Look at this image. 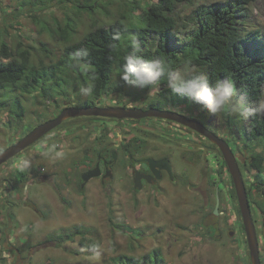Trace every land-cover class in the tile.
I'll return each mask as SVG.
<instances>
[{"label": "rangeland", "instance_id": "374dc122", "mask_svg": "<svg viewBox=\"0 0 264 264\" xmlns=\"http://www.w3.org/2000/svg\"><path fill=\"white\" fill-rule=\"evenodd\" d=\"M32 1L42 0H0V34L12 47L20 42L22 47L30 49L33 62L43 59L50 67L61 58L64 45L75 41L77 30L81 36L99 23L108 24L121 13H128L133 1L139 2L133 10L136 21L146 7L159 0H99L97 11L92 13L83 7L82 1L54 0L39 3L42 5ZM212 1L215 0H191L177 5L180 26L172 33V46L177 47L198 26L190 19L197 6ZM248 14L240 27L261 30L260 37L248 44L264 47V0L253 2ZM66 27L69 35L62 34L61 30ZM46 81V93L38 87L22 96L26 114L20 122H15L9 108L0 109V153L18 141L25 130L57 116L65 106H85L91 100L99 106L135 105L137 108L153 98L162 99L160 92L167 87L159 82L154 88L145 89L127 82L121 85L122 80L115 73L109 96L95 98L83 72L71 66H64L54 77L50 74L44 78ZM163 96L164 102L152 104L156 107L178 105L185 114L198 118L226 138L238 157L243 156L247 161L254 153L264 156V143L248 138L252 115L246 119L239 113L223 112L214 116L192 102L189 106L179 103L173 94L171 100L170 92H164ZM255 106L246 104L243 111ZM154 124L158 125L151 127V132L137 121L70 117L0 167V188L8 190L15 184V175L20 169L39 175L27 189L23 186L28 179L25 178L18 186V194H9V243L23 248L25 256L31 253L26 264H115L113 257L119 254L141 256L158 247L166 264H253L232 175L218 145L200 134H189L192 130L179 124L165 120H155ZM96 137L98 142L94 141ZM134 137L135 142L144 140V145L138 146L139 158L154 152L145 150L146 138H149L150 146L162 149L159 154H170L174 169L182 174L183 180L166 179L160 193L147 189L133 193L128 152L117 149L119 157L114 163V177L108 181L111 186L94 178L81 191L80 174L88 167V161L95 159L96 150L114 138H121L130 146ZM187 147H194L196 157L188 165L182 159ZM239 161L247 188L256 200L255 213L253 209L252 212L264 264V183L256 184L258 171L242 166ZM217 195L220 204L219 213L215 214ZM75 224L87 229L85 245L80 243V236L62 245L42 243L50 233ZM212 226L217 228L215 233H211ZM94 242L98 243L95 248L91 246Z\"/></svg>", "mask_w": 264, "mask_h": 264}, {"label": "trees", "instance_id": "16d2710c", "mask_svg": "<svg viewBox=\"0 0 264 264\" xmlns=\"http://www.w3.org/2000/svg\"><path fill=\"white\" fill-rule=\"evenodd\" d=\"M53 1H32V4L42 5ZM74 1H82L83 7L92 10L91 13L97 11L96 1L99 0ZM184 1L191 0L152 2L136 21L133 19V10L139 2L133 1L128 13H121L108 24L99 23L81 36L77 30L75 41L64 45L61 58L50 67L46 66L43 59L33 62L30 49L22 47L20 42L12 47L0 34V109L9 108L16 123L23 120L26 106L22 96L31 94L38 87H42V93H46L47 81L44 82V78H48L50 74L54 77L64 66H71L83 72L92 97L109 96L112 92L110 84L113 75H119L124 56L135 44L139 45V55L144 59L157 58L163 62L165 75L159 80L163 86H167L169 71L179 70L186 63H190L197 73L207 76L210 83L216 80H231L238 96L250 107L254 106L257 100L264 99V47L248 44L249 41L253 43L260 37L261 30L240 27L249 15L250 5L256 0H215L198 5L190 17L198 26L187 33L176 47L171 44L172 33L180 26L176 7ZM67 28L61 30L62 34H70ZM80 65L84 67L81 69ZM60 79L59 76L57 81L60 82ZM125 83L122 80L119 84ZM164 92L169 93L170 90L164 88L160 92L162 101L155 102H164ZM173 97L178 98L182 104L188 105L191 102L181 94H173ZM85 103L95 104L91 100ZM250 127L248 138L264 143V115H252ZM242 163V166L258 171L256 184L264 183L263 154L254 153ZM233 191L237 196L235 186ZM248 194L255 213L256 200L252 198L249 188ZM238 209L241 215L240 207ZM86 230L77 224L64 227L50 233L42 243L55 242L62 245L66 241H75L77 236H80V243L85 245ZM215 232L216 227L212 226L211 233ZM93 244L97 246L98 243ZM113 261L115 264H166L160 247L141 256L119 254L113 257Z\"/></svg>", "mask_w": 264, "mask_h": 264}, {"label": "water", "instance_id": "95a60500", "mask_svg": "<svg viewBox=\"0 0 264 264\" xmlns=\"http://www.w3.org/2000/svg\"><path fill=\"white\" fill-rule=\"evenodd\" d=\"M77 116H98V117H109V118H119V119H126V118L141 119L144 117H161L188 126L199 132L204 137L218 144L225 158V161L228 165L230 173L232 175V179L235 186L239 207L243 219V225L247 237V243L253 260V264H263L261 258L260 242H259V235L257 231L256 221L253 216L247 185L239 161L241 160V162H245V159L243 156H239V157L236 156L230 143L226 138L217 134L214 130H212L204 122H202L197 118H191L181 112L162 109L158 107H151L148 109H144L142 107L135 108V107H126V106L69 105L64 107L57 116L38 124L33 129H31L26 135H24L18 141H16L7 149L2 151L0 153V165L4 164L11 158L15 157L20 152L24 151L26 148H28L29 146L37 142L39 139H41L44 135L48 134L49 132L60 126L65 119L70 117H77ZM149 162L151 164V168L154 169V171L156 166L161 168L165 167L168 169L171 177L172 178L174 177L172 165L169 159L155 161L154 159L151 158L149 159ZM101 174H102V170L100 168V164L98 163L94 168L82 174L83 185H85L91 178L100 176ZM108 176L113 177V173L109 169H107V172L105 174V177ZM141 178H142V174L139 171H136V175H135L136 187H141ZM219 204H220V198L218 197L214 209L215 214L219 213L218 211ZM263 226H264V221H263ZM230 234H233V231H231Z\"/></svg>", "mask_w": 264, "mask_h": 264}, {"label": "flooded vegetation", "instance_id": "af4514ba", "mask_svg": "<svg viewBox=\"0 0 264 264\" xmlns=\"http://www.w3.org/2000/svg\"><path fill=\"white\" fill-rule=\"evenodd\" d=\"M157 100L162 101L161 99L153 98V100L151 102H149L148 104H145L144 106H137V108L142 107L144 109H148L151 107H156V106H152V103H154V101H157ZM172 105L173 104H165V107H158V108L167 109V110H174V111H178V112L185 114L181 110V108L178 107V105L177 106H175V105L172 106ZM126 107H128V106H126ZM60 112H61V110L59 111V113ZM186 115L191 117V118H196V117L190 116L188 114H186ZM77 117H98V116H77ZM102 118H104V117H102ZM112 119L137 121L138 123L142 124L143 128L145 127L147 129V131H151V132L153 131V130H151V127H156L158 125V124H154L155 120H165V121H168L171 123L179 124L180 126H183L185 128L192 130L191 132H189V134L191 133L195 136L197 134L198 135L200 134L199 132H197L196 130H194L188 126H185V125L180 124L178 122H175L173 120L165 119V118H161V117H144L141 119H133V118H126V119L112 118ZM27 133H25L24 135H26ZM46 135H44V136H46ZM41 139H39V140H41ZM94 139H95L94 141H97V142L99 141L98 137H96ZM146 139H147V141L145 142V150L150 149L154 152L149 153L145 156H140V158L138 157V153L140 152L141 148H139L138 146L142 147L144 145L142 143L144 140L138 139V142H135L136 137H134L132 139L133 143H129L130 146H126L125 142L121 138L119 140H115V138H114L111 141H109V140L106 141L103 144L104 146H100L97 149L98 153L96 154L95 159L93 161L87 160L89 162V164H87L88 167L86 168V170L83 171V173L87 172L88 170L94 168L99 163L100 168L102 170V174L100 176L91 178L85 185H83V179H82L83 173L81 172L82 174H80V178H79L81 191H84V189L86 188L88 183L94 178L100 179L101 183L103 185H110V183L108 181L114 177V163L118 160V157H119V153H118L117 149H120L121 151L124 150V151L128 152L127 153V156L129 159V165L128 166L132 170V191H133V193H135V192L137 193V192H140V191H143L146 189L150 190L152 192H155V193H160L161 188H162V183L164 181H166V179H169L171 181H177L178 179L183 180L182 174L177 173L176 170L174 169V161H173V158L170 156V154H168V153H160L159 154L158 151H161L162 149L158 150V148H155L156 145L150 146L151 145L150 139L149 138H146ZM37 142H35L34 144H36ZM134 144H136V145H134ZM93 147H94V145H93ZM192 148L194 149V147H192ZM192 148L187 147L184 149V152L186 153V155L185 154L182 155V159L186 165L193 162L196 158L195 152L192 150ZM88 149H89V147H88ZM90 149H92V148H90ZM24 151H22V152H24ZM22 152H20L19 154H21ZM18 155H16L15 157H17ZM115 155H116V157H115ZM15 157H13V158H15ZM13 158H11V159H13ZM151 158L154 159L155 161H161L164 159H169L170 163L172 165L174 177L173 178L171 177L168 169L165 167L161 168V167L156 166L155 171H154V169L151 168V164L149 162V159H151ZM2 165H0V167ZM107 169L111 170V172L113 173V177H109V176L105 177ZM136 171H139L142 174L141 187H136V185H135ZM38 176L39 175H37L36 173H30V174L27 173L26 169H20L17 171V173L15 175V179H16L15 184L12 185L9 190L7 189V187L4 188L3 186L0 188V241H1L0 242V263L1 264H9L8 263L9 261L7 259L9 254H4V252H10L11 253L9 255L11 257V264H26L28 262V260L30 259L31 253H29V255L25 256L24 252H23V248H20L18 246H15V245L9 243V229L11 228L9 225L10 224V221H9L10 216L8 215V213L10 212L9 211V207H10L9 206V194L10 193L18 194V190H19L18 186H19V184L20 185L22 184V181L25 178H28V179L23 183V186H24V189H27L30 182L31 181L33 182V180H35V178ZM15 185H17L18 189L16 188ZM218 197L219 196L217 195V199H218ZM216 230H217V228H216Z\"/></svg>", "mask_w": 264, "mask_h": 264}, {"label": "clouds", "instance_id": "9594fccd", "mask_svg": "<svg viewBox=\"0 0 264 264\" xmlns=\"http://www.w3.org/2000/svg\"><path fill=\"white\" fill-rule=\"evenodd\" d=\"M139 52L140 47L135 44L124 56L119 79L139 89L154 88L165 75L163 62L157 58L144 59ZM167 88L172 94L183 95L214 116L223 112L239 113L245 119L249 115H264V99L257 100L254 108L244 112L245 101L238 96L231 80H216L210 83L207 76L197 73L190 63H186L180 70L167 73ZM95 247L93 244V248Z\"/></svg>", "mask_w": 264, "mask_h": 264}, {"label": "bare ground", "instance_id": "6f19581e", "mask_svg": "<svg viewBox=\"0 0 264 264\" xmlns=\"http://www.w3.org/2000/svg\"><path fill=\"white\" fill-rule=\"evenodd\" d=\"M208 126V125H207ZM203 136V135H202ZM229 142V141H228ZM216 144V143H215ZM218 145V144H217ZM231 145V144H230ZM219 147V146H218ZM232 147V146H231ZM220 149V148H219ZM221 150V149H220ZM233 151H234V149H233ZM234 153H235V151H234ZM236 154V153H235ZM237 156V155H236ZM248 189V188H247Z\"/></svg>", "mask_w": 264, "mask_h": 264}]
</instances>
